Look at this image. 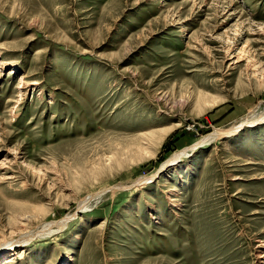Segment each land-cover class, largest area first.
<instances>
[{
	"label": "rangeland",
	"instance_id": "374dc122",
	"mask_svg": "<svg viewBox=\"0 0 264 264\" xmlns=\"http://www.w3.org/2000/svg\"><path fill=\"white\" fill-rule=\"evenodd\" d=\"M260 255L264 0H0V264Z\"/></svg>",
	"mask_w": 264,
	"mask_h": 264
},
{
	"label": "bare ground",
	"instance_id": "6f19581e",
	"mask_svg": "<svg viewBox=\"0 0 264 264\" xmlns=\"http://www.w3.org/2000/svg\"><path fill=\"white\" fill-rule=\"evenodd\" d=\"M256 122L257 121V119H255V120H248V119H246V120H242L241 122H239L238 124H237V126L236 127H241L242 126V124L243 123H253V122ZM257 123H259V122H257ZM236 127H233L232 129H231V131L234 129V128H236ZM222 131L223 130H219V131H215L213 134H211V135H209V137H205V138H203L202 140H200V141H198V143H201V144H205V142H207V141H210V140H212V139H214L215 137H217V136H219L221 133H222ZM223 134V133H222ZM214 137V138H213ZM200 144V145H201ZM195 145V144H194ZM193 146V145H192ZM192 150V149H191ZM185 153H186V151L185 150H182L181 152H176V153H174L172 156H171V159H169L168 161H167V164H169L170 162H172V161H175V160H177L179 157H181V155H185ZM142 180V179H141ZM169 190H175V188L174 187H170V189ZM102 192V191H101ZM96 195H98V194H96ZM95 196V194H89V195H87V196H85L84 198H82L81 200H79L77 203V208H76V210L77 211H81V210H83V209H85V206H86V204H87V202L90 200V199H92L93 197ZM60 222H64L63 220H61ZM59 222V224L56 226V227H59V228H62V227H64V224H62V223H60ZM55 227H54V223L53 224H50L49 222L48 223H45L44 225H42V227H41V229H40V231H36L37 233H40V235H49V234H52V233H54L56 230L54 229ZM31 235V236H34V234H35V232L34 233H25L23 236H21L20 238H18V239H14V240H11V241H8V242H6L7 243V245L9 246L8 248H10V247H12V246H14V245H18V244H21V243H27L28 242V239H26V238H24L26 235ZM260 256H264V255H260ZM11 259L12 258H7V261H11Z\"/></svg>",
	"mask_w": 264,
	"mask_h": 264
},
{
	"label": "water",
	"instance_id": "95a60500",
	"mask_svg": "<svg viewBox=\"0 0 264 264\" xmlns=\"http://www.w3.org/2000/svg\"><path fill=\"white\" fill-rule=\"evenodd\" d=\"M201 143H195V145H193L192 147H195V146H197V145H200Z\"/></svg>",
	"mask_w": 264,
	"mask_h": 264
}]
</instances>
